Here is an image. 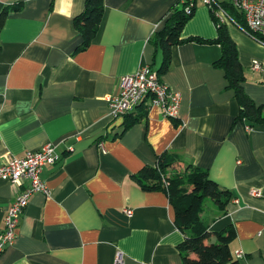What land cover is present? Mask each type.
Wrapping results in <instances>:
<instances>
[{
	"label": "crops",
	"instance_id": "crops-1",
	"mask_svg": "<svg viewBox=\"0 0 264 264\" xmlns=\"http://www.w3.org/2000/svg\"><path fill=\"white\" fill-rule=\"evenodd\" d=\"M85 1L0 0V12L14 9L0 31V164L46 142L62 153L43 166L50 195L30 196L0 264H114L117 249L124 264H183L184 234L167 194L135 179L162 155L173 162L168 174L200 168L231 192L223 211L214 205L207 217L209 231L232 226L233 256L240 264H264V120L238 119L240 106L217 64L221 46L175 44L161 69L163 50L154 36L178 0H102L98 30L82 46L75 18ZM227 29L244 90L264 117V45L235 24ZM190 36H217L199 0L180 32ZM145 64L180 92L178 117L152 106L138 107L133 114L143 116L133 123L112 118L106 95ZM20 190L0 181V231Z\"/></svg>",
	"mask_w": 264,
	"mask_h": 264
},
{
	"label": "trees",
	"instance_id": "trees-1",
	"mask_svg": "<svg viewBox=\"0 0 264 264\" xmlns=\"http://www.w3.org/2000/svg\"><path fill=\"white\" fill-rule=\"evenodd\" d=\"M179 5V4H178ZM227 10L240 26H245L243 15L233 7L226 5ZM10 8H4L0 12V31L4 21L10 12ZM103 13L102 0H86L84 10L75 18L76 26L82 36V46H87L98 30ZM190 14L184 12V6H176L167 17L164 26L155 34L156 41L163 50V68L169 62L170 48L181 42L194 41L206 44H218L222 54L217 64L223 68L224 76L229 88L233 90L234 97L238 101L240 111L238 119L250 120L258 123L264 120L261 106L257 105L244 90L245 74L238 59V51L235 42L229 35L227 24H218L212 17L217 28V36L206 39L198 36L180 38V32L184 24L190 19ZM142 111L146 110L141 104ZM131 122L139 120L143 114H128ZM252 124V125H253ZM173 162L166 160L165 155L158 159L159 167H144L141 174L135 176L136 181L145 190H163L174 210V222L184 234L183 241L178 248L183 258V264H240L231 250L230 243L235 238V230L227 226L220 231H209V219L202 216L206 199L223 211L230 201L232 194L229 190L218 185L211 179L207 172L200 168H193L188 173H167V167ZM214 241H210V237ZM194 254V256H191Z\"/></svg>",
	"mask_w": 264,
	"mask_h": 264
},
{
	"label": "built area",
	"instance_id": "built-area-1",
	"mask_svg": "<svg viewBox=\"0 0 264 264\" xmlns=\"http://www.w3.org/2000/svg\"><path fill=\"white\" fill-rule=\"evenodd\" d=\"M206 6L218 24L232 23L247 32L250 36L264 45V0H199ZM197 0H178L184 6V12L190 14L195 10ZM233 7L243 15L245 26H240L233 19L226 8ZM254 70H260L258 61L252 63ZM109 105V114L118 118L133 114L143 104L146 109L155 106L160 109L161 115L166 118H177L181 94L170 88L160 78L156 70L145 64L133 74L123 75L118 79L117 92L106 95ZM62 157L58 146L46 142L36 150L27 151L23 156L10 157L0 164V181L8 182L20 187V191L8 206L4 216V228L0 231V256L7 246L13 243L19 218L28 205L30 196L40 192L50 195V188L43 180L41 173L46 164H54ZM159 167L158 163L155 164ZM130 216L132 211L125 209ZM123 252L116 250L114 264H124ZM236 256H242L239 251Z\"/></svg>",
	"mask_w": 264,
	"mask_h": 264
},
{
	"label": "rangeland",
	"instance_id": "rangeland-1",
	"mask_svg": "<svg viewBox=\"0 0 264 264\" xmlns=\"http://www.w3.org/2000/svg\"><path fill=\"white\" fill-rule=\"evenodd\" d=\"M213 211H214V204L212 203L211 200L206 199V201L204 202V216L207 218Z\"/></svg>",
	"mask_w": 264,
	"mask_h": 264
}]
</instances>
